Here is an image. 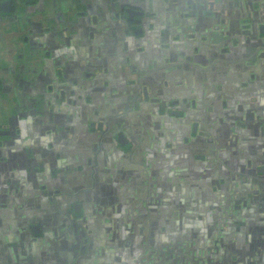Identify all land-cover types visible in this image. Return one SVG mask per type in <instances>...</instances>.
I'll return each mask as SVG.
<instances>
[{"label":"flooded vegetation","instance_id":"flooded-vegetation-1","mask_svg":"<svg viewBox=\"0 0 264 264\" xmlns=\"http://www.w3.org/2000/svg\"><path fill=\"white\" fill-rule=\"evenodd\" d=\"M50 1L57 4V0H0V35L13 32L7 27L15 22L21 24L19 33L28 26L33 33L38 25L46 23L44 37L53 54L46 49L43 52L48 55L43 56L40 44L26 37L27 51L18 55V67L11 60L0 67L5 72L0 79V112L8 111L0 121L2 234L14 218L9 203L18 198L9 195L12 188L18 183L22 190L35 193L41 177L40 189L44 190L40 201L50 207L44 218L37 217L44 229L30 224L21 243L25 244L26 237L32 239L29 233L38 236L39 232L48 235L52 231L55 238L51 235L49 239L56 256L76 246L78 258L102 264L100 258L93 262L97 234L94 224L100 216L112 213L121 221L131 217V224L139 225L145 214L168 213L169 204L160 190L161 178L179 182L180 174L167 169L160 177L156 162L170 150L172 161L186 154L202 159V153H212L214 139L223 151L217 158L228 166L224 182L218 186L220 194L228 195L224 208L233 206V196L239 197L234 200L236 206L239 204L244 186L248 192H261L255 201L262 199L264 166L256 162L264 160V49L259 50L264 45V29L261 32L260 25L248 21L252 29L245 28L242 18L248 16V11L225 2L220 12L211 10L207 0H153L158 3L153 10L162 9V13L172 15L161 18L168 24L167 30L159 31V20H150L156 10L151 16L144 15L149 11L139 0H101L100 16L92 19L96 5L88 0H63L66 14H76L73 29L79 33L73 38L74 46H69L81 48L76 55L77 49L73 54L64 46L69 44V37H64L68 31L58 26L63 12L38 13L43 3ZM203 3L207 8L200 13ZM82 4H86V10H80ZM41 14L42 22L34 21ZM112 15L119 23L113 24ZM111 28L117 33L110 38ZM82 51H90L88 56L93 51L95 57L86 59ZM123 54L128 55L131 68L126 79ZM111 60L122 66L114 75L108 73ZM114 87L118 88L116 93L112 92ZM79 112L83 114L80 120ZM119 133L125 136L120 137L121 142L116 139ZM182 138L188 145L173 152L177 144L183 143ZM48 144L54 145L52 151H48ZM4 179L12 181L10 186ZM135 179L143 185H137ZM89 182L98 187L93 193L84 187ZM127 186L136 187L135 192ZM108 202L117 207L108 212ZM16 207L18 214L21 207ZM245 219L250 226L255 222ZM58 236L65 237H60V246L55 243ZM180 243L185 242L148 235L144 258L151 264L188 253L191 260L190 247H174ZM166 245L169 251L163 248ZM2 253L15 256L13 242L3 245L0 238Z\"/></svg>","mask_w":264,"mask_h":264},{"label":"crops","instance_id":"crops-1","mask_svg":"<svg viewBox=\"0 0 264 264\" xmlns=\"http://www.w3.org/2000/svg\"><path fill=\"white\" fill-rule=\"evenodd\" d=\"M107 1L113 2L114 0ZM118 1L119 0H117V2ZM128 1L131 2L132 0ZM139 1L148 8L149 12H147V14L145 13L144 15H148L149 13V16H151V13L156 10L154 15L150 17V20L151 18L154 20H159L156 21L157 25H161L160 28L158 27V30H167L166 26L168 23L166 21L162 22L160 20H162V17L167 16L169 18L172 17V15L162 13V9L153 10V7H158V3L154 4L153 0ZM88 2L96 5L97 7V10L91 13L90 18L92 19V17L94 18L100 16L101 10L99 9L98 3H101V0H88ZM56 3L57 4H55L53 1L46 3L44 2L43 10H40L38 13L44 14V12H63L61 13V16H63L60 21L61 24L59 23L58 26L61 27L60 29H66L68 32L64 33V37H69V44H63L66 47V50L70 49L73 54L76 53L77 49L78 52L76 55H78L81 48H69L70 45L74 46L73 38L77 33H79L77 29H73V27H76V24L74 25V21L76 20L74 17L76 14H66V8L64 7L63 0H57ZM118 3H116V7H119ZM82 9H87L86 4H82L80 10ZM112 11H114V9H112ZM144 12H146V10H144ZM42 14L36 15L34 21L42 22ZM110 20L113 22V24L119 23V19L113 15L110 17ZM98 22L99 21L97 20L96 24H98ZM44 24L47 25L46 23H42L43 26L38 25L39 29L33 33H31L32 31L29 30V26L24 32L18 33V35H20V45H24L25 48V45L29 43L26 41V37H28L29 41L33 40L37 45L40 44L39 46L40 49H42V54L44 53L43 56L45 54L48 55L47 53L43 52L46 49H48L50 55L52 54L51 49L47 45V40L44 37ZM94 29L96 30V28ZM151 29L152 28H150V30ZM116 31V29L111 28L109 37L111 38L113 35L116 36ZM164 32L160 33V35H164ZM0 37L2 36L0 35ZM81 41L82 40L79 39L78 44H80ZM17 49H12V52L8 51L11 53V55H9L8 59L0 60V67L3 68L6 66L10 60L13 61V64L18 67L20 62L18 61L20 60L18 55L22 52L18 51ZM93 51L91 52V56H88L90 55V51H87L89 54H86V51L85 53H83V51L81 53L86 59L91 60V57H95ZM123 56L125 57L124 62L127 72L125 76L126 79L129 75V71H131V68L129 67L128 55L123 54ZM54 58H52V60H55ZM98 59L101 61L102 56L101 58L98 57ZM118 60L120 59L118 58ZM112 62L113 61L111 60L110 63ZM112 64L113 65L110 67L108 73L114 75L122 66L119 63L117 64V60L116 63ZM94 70L96 69L94 68ZM4 74L5 72L0 70V79L5 76ZM121 76L123 77V73L120 71L119 78H121ZM125 79L124 82L127 83L128 79ZM101 84L103 86L105 85L103 82H101ZM121 84H123V82ZM218 84L219 83L216 85ZM117 90L118 88L114 87L112 92L116 93ZM79 117L80 119L83 118V114H81V112L78 113V120H80ZM85 122H87V127H89V121L85 120ZM64 127L65 126L58 127L57 129H62ZM53 130L51 129L52 132ZM6 138H9V136ZM72 139L74 140V138ZM76 140L80 141L79 137ZM181 140L183 141V138ZM214 141L215 142L212 143V148L210 149L212 150V153H202V159L195 158L193 157L194 155L190 156V154H186L184 155V158L179 157L176 161H172V150H170L169 154L166 153L162 159L160 158L158 164L156 162L155 169L160 172V175L158 174L160 177L165 171L168 170H173L172 172L178 171L180 174L179 182H173L169 178H161L163 185L162 189L160 188V190L169 204L168 209L170 211L168 213L163 214L162 212V214H160L156 211L153 215L145 214L144 217L141 218L139 225H134V223L131 224V217L121 221L120 219H115L112 213H107L105 216H100L98 223L95 222L94 224L97 234L94 236L96 240L94 252L96 255L94 256L95 259L93 262L100 258L99 263L102 264H150L149 262L142 263V261L145 259V255H143L146 249L145 240H147L148 235L155 234L156 236L163 235L169 238L171 237V240L174 243L184 241L187 244L193 245L195 250L190 251L192 257H190L191 260L188 262V264H264V195L262 196V199L257 202L255 200L258 198V196H260L259 194L261 192L259 190H256V193L250 191L248 192V190H244V186V196L242 197V200L239 202V204L237 206L235 205V201H237L239 197L233 196V206L231 205L232 207L230 208H224V204L228 201V195L220 194L218 186L223 184L224 171L228 168V166H226L225 162H221V158H217L223 151L218 146V143L215 139ZM259 142L260 140L258 143ZM187 145L188 144L185 143V141H183V143L180 142L176 145L178 148L173 150V152L176 153L181 147H186ZM47 148L48 151H52L54 149V145L48 144ZM232 148H234V146H232ZM58 158L61 157L57 156L56 159ZM44 161L45 159L43 162ZM245 161H247V158ZM131 163V166L137 167L134 162ZM256 163L257 166H264V160L257 161ZM26 172L29 173L28 170H26ZM39 180L40 182L37 181L39 183V192L36 191L35 193H32L28 191L29 189L25 188L22 190V188H20L18 186L19 184L17 183L9 193L10 196L13 198L17 197L18 199L14 198V200L9 203V208H12L14 218L8 223V229H5L3 234L0 232V238L3 245L7 244L10 246L13 242L16 253L15 256L10 255L9 257L2 253L3 255H0V264H90L88 260L85 261L81 258H78L80 255L77 253L79 250L76 246L72 247V250L69 252L64 251L62 256H56L55 251L53 250L52 241L49 239V236L51 235H54L55 238V234L54 232L52 234V231L50 233L47 232L48 235L44 234L43 232H39L38 236H34V234L32 236V234L29 233L28 236H30L32 239L26 237L25 244L21 243L22 240L20 238L26 235V229L30 228V224L36 223L40 225L42 229H44V223L41 219L44 218L43 215L48 213L47 210L50 207L49 205H42L43 201H40V194L44 188L40 189L43 178L40 177ZM4 181L8 186H10L12 183L11 180L7 181L4 179ZM134 181L139 186L143 185V182L137 181V179ZM92 183L93 182H89L90 185H84V187L88 188V193H93L98 189V187H92ZM243 183L245 184V180ZM240 186L242 185L240 184ZM127 188L129 191L135 192L136 190V187L132 189V187L127 186ZM53 189H56V187ZM47 196H49V194H47ZM29 202L31 205L28 206L27 203ZM112 204L113 202L108 204V212L117 207L116 203L113 205ZM16 206L21 207V212L18 214L15 213L17 210ZM245 216L255 220L252 226L248 224L249 222L246 221L247 219H245ZM37 217H40L41 219L39 218V220ZM217 217H219V219H215ZM126 223H130V225ZM126 229H128V232ZM60 237L65 238L64 236H58L56 239L57 242L55 243L59 246L61 242ZM33 242H37V244ZM196 244H201L204 247H196ZM66 248H69V246ZM196 250L202 251L200 258L195 261L194 255ZM98 254H103V256L101 257ZM134 256L139 258H134ZM204 256H206V258ZM151 264H176V261H174L173 258L167 257L165 259L156 261V263L152 262Z\"/></svg>","mask_w":264,"mask_h":264},{"label":"water","instance_id":"water-1","mask_svg":"<svg viewBox=\"0 0 264 264\" xmlns=\"http://www.w3.org/2000/svg\"><path fill=\"white\" fill-rule=\"evenodd\" d=\"M223 2H225V4H227V5H233V7H235V9L237 7H239L240 9H243V10L245 9L246 11H248V16H245V17L242 18V20H244L243 22L247 24V25H245V28L252 29V25H249L246 22V21H248L250 23H254L256 25H260L261 26V32H263V29H264V0H231V1L207 0L206 4H208V6L210 7L211 10L212 9L220 10L219 9L220 7L226 6L225 4H223ZM203 5L204 6L200 7V9H199L200 13L202 11H205L206 8H207V6L204 3H203ZM216 6L217 7L219 6V7L217 8ZM197 8H198V6H197ZM220 12H221V10H220ZM211 13L212 12H209V14H211ZM192 25L193 24H190L189 26L192 28ZM262 49H264V45L259 48V50H262ZM121 136L125 137L122 133H119L117 135V137H116L118 142H121V138H120ZM179 245H180V247L182 249H186L187 250V247H190L189 249H191V251L195 250L193 245H190V244H187V243L175 244L174 247L177 248V247H179ZM163 248L167 249V251H169V249H170L169 245H166ZM201 251L202 250H199V251L196 250L194 257H196L197 259L200 258ZM209 251H210V249H209ZM204 257L206 258V256H204ZM158 258L161 259V255H158ZM174 261H176V264H188L190 259L188 258V253H187V255L185 257L181 256L180 253H177V256H175V258H174ZM145 262L147 263V262H149V260L147 258H145L142 261V263H145Z\"/></svg>","mask_w":264,"mask_h":264},{"label":"rangeland","instance_id":"rangeland-1","mask_svg":"<svg viewBox=\"0 0 264 264\" xmlns=\"http://www.w3.org/2000/svg\"><path fill=\"white\" fill-rule=\"evenodd\" d=\"M65 4H66V2L64 3V5ZM19 25H21V24H19ZM19 25L16 22L12 26L9 24V26L7 28L11 29V31H13V32H7V33H5L4 36L0 37V39H1V43H0V60L8 59L9 58L8 54L11 55V53H9L8 51L12 52V49L20 48V49H17L20 52H24V51L26 52L27 51V49L24 48V45H20V35H18V33L20 31L19 30V28H20ZM17 37H19V38H17ZM1 102H4V101L1 100ZM7 113H8V111L5 112L4 110L1 109L0 121L7 115Z\"/></svg>","mask_w":264,"mask_h":264}]
</instances>
